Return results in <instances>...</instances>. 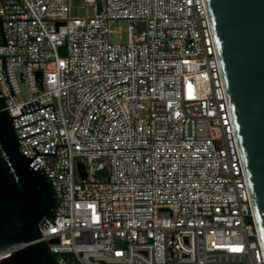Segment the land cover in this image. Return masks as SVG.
<instances>
[{"label":"built area","instance_id":"1","mask_svg":"<svg viewBox=\"0 0 264 264\" xmlns=\"http://www.w3.org/2000/svg\"><path fill=\"white\" fill-rule=\"evenodd\" d=\"M69 1L0 0V97L57 199L34 243L56 264H264L206 0Z\"/></svg>","mask_w":264,"mask_h":264},{"label":"water","instance_id":"2","mask_svg":"<svg viewBox=\"0 0 264 264\" xmlns=\"http://www.w3.org/2000/svg\"><path fill=\"white\" fill-rule=\"evenodd\" d=\"M206 2L264 248V0ZM12 122L0 97V252L27 245L0 264H56L48 243H34L54 219L55 190L20 152Z\"/></svg>","mask_w":264,"mask_h":264},{"label":"rangeland","instance_id":"3","mask_svg":"<svg viewBox=\"0 0 264 264\" xmlns=\"http://www.w3.org/2000/svg\"><path fill=\"white\" fill-rule=\"evenodd\" d=\"M69 9L71 17H87L88 15L93 14V9L87 6L83 0H70L69 1ZM126 23L119 22L113 26V30L120 29L123 35V40H126ZM141 28V27H140ZM138 29V28H136ZM113 41H117L114 36H112ZM21 98L26 100L29 97L28 86L25 83L21 84Z\"/></svg>","mask_w":264,"mask_h":264}]
</instances>
